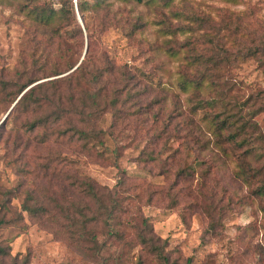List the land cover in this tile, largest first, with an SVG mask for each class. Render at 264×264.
I'll return each mask as SVG.
<instances>
[{"label":"trees","instance_id":"trees-1","mask_svg":"<svg viewBox=\"0 0 264 264\" xmlns=\"http://www.w3.org/2000/svg\"><path fill=\"white\" fill-rule=\"evenodd\" d=\"M117 1L115 5V0H59L58 7L40 0L17 1L16 10L29 25L32 61L21 71L0 69V103L8 108L0 119V141L7 134L5 120L10 113L16 122L21 121L15 130L16 139L4 141L7 147L4 154L8 149L21 147L18 159L23 157V173L51 183L62 174L60 166L67 162L66 156L56 149L31 158L29 147L48 149L51 143H67L87 155L102 156V150H115L113 142L124 135V127L120 126L132 118L152 126L166 115L163 127L150 135V144L159 143L175 123L171 140L185 142V147L190 143L188 149L193 151L194 147L214 151L215 159L231 160L234 177L255 198L264 200V116L259 118L264 115V88L247 85L235 77L238 60L248 57L257 59L264 70V35L259 33L264 30V23L245 12L241 15L220 8L214 17L210 12H200L189 2L178 7L172 4L173 0H162L174 9L171 13L178 18L173 23L166 15L161 27L172 36L159 42L141 35L149 25L140 10L144 0ZM112 31L125 37L128 44L138 42L139 52L146 54L142 70L122 60L117 54L118 46L104 39ZM66 34L74 39V44ZM55 38L62 44L57 50L61 70L54 71L53 78L37 81L40 78L31 75L33 66L38 57L44 56L43 60L48 57V48ZM75 48L83 52L79 61L71 60L69 54ZM159 49L177 61L174 71L158 62ZM66 70L70 71L59 75ZM167 83L177 89L176 106L166 113V98L145 99L152 91L166 89ZM180 93L185 94L183 99ZM180 102L191 104L185 108ZM154 103H159L158 110L150 118L140 119ZM130 108L132 113L125 112ZM107 112L112 115V123L109 128H103L99 119ZM198 112L203 114L200 120ZM178 117L180 120L176 122ZM180 154V148L176 147L172 156L176 158ZM181 173L185 174V170ZM63 174L55 188L69 195L75 193L78 200L64 201L62 192L59 199L53 194L56 189L47 196L43 189L46 200L31 193L29 203L23 205L31 217L49 223L53 232L59 231L67 243L81 252L88 250L87 242H92L96 251L102 248L96 235L101 222L110 227L113 240L122 239L125 226H129L136 229L134 238L146 255L168 264L166 240L155 235L147 218L120 220V214L128 212L138 197L137 192L126 195L124 202L121 192L128 185L125 178L118 181L115 189H109L79 172ZM209 228L214 229V225L209 224ZM0 252H3L1 246Z\"/></svg>","mask_w":264,"mask_h":264},{"label":"rangeland","instance_id":"rangeland-1","mask_svg":"<svg viewBox=\"0 0 264 264\" xmlns=\"http://www.w3.org/2000/svg\"><path fill=\"white\" fill-rule=\"evenodd\" d=\"M17 1L0 0V69L8 72L17 68L20 71L27 69L32 61L29 25L25 16L17 12ZM40 1L59 6V0ZM184 2L196 6L200 12H210L214 17L221 8L241 15L243 12L252 14L250 16L264 23V0H173L172 4L183 7ZM118 3L115 0V5ZM146 3L144 0L140 10L149 25L141 35L150 40L164 41L172 33L162 29V21L168 15L175 23L178 17L172 15L174 9L171 10L162 0ZM259 33L264 35V30ZM64 36L74 44L71 36ZM39 38L44 39L42 35ZM104 39L114 42L118 46V56L132 67L138 70L145 67L146 54L139 52L138 42L130 41L128 44L126 38L115 31ZM61 47V40L55 38L48 48V57L43 60L44 56H40L36 60L32 77H39L37 81L55 77L52 73L61 70L57 51ZM159 51L156 57L158 62L170 72L174 71L177 61L170 59L163 49ZM69 54L71 60L79 61L83 52L75 48ZM236 65L235 77L238 80L264 88V70L257 59L248 57L238 60ZM166 85L163 91H152L145 101L166 98L164 112L167 113L176 106L174 92L177 88L168 83ZM180 97L183 99L185 94L180 93ZM180 104L188 108L191 103ZM158 107L159 103H154L146 114L140 115V119L150 118ZM7 110V106L0 103V119L5 117ZM132 110L130 108L125 112L130 114ZM202 115V112H198L197 118L200 120ZM165 118L167 116L163 115L162 121L152 126L140 124L134 118L127 124L123 123L120 127H124V135L113 142L115 150H102V156L87 155L67 143H51L48 149L29 147L28 156L32 158L38 153L57 149L66 156L67 162L60 166L64 173L70 176L79 172L91 176L100 186L109 189H115L118 181L125 178L128 185L122 187L124 191L121 192L124 202L126 195L137 192L138 197L134 205L128 207V212L120 214V220L139 221L140 217L147 218L155 235L166 240L168 264H264V200L255 198L250 189L234 177L231 160L215 159L214 151L195 147L193 151L188 149L190 143L185 147V142L181 144L180 141L171 140L175 123L159 143L150 144V135L163 127ZM179 120V117L176 118V122ZM111 123L112 115L109 112L99 119V125L103 128H109ZM20 125L21 121L16 122L10 113L5 120L7 134L4 133L0 141V246L3 249L0 264H164L156 257L145 254L134 238L136 229L129 226H125L122 239L113 240L110 227L101 222L96 227V235L102 248L96 251L95 245L87 242L88 250L81 252L67 243L59 231L53 232L49 223H41L39 218L31 217L23 209V205L29 203L31 193L46 200L45 196L56 189L53 194L59 199V192L63 193L64 201L78 198L75 193L69 195L55 188V183L64 175L62 171L58 179L53 178L49 183L48 179H37L23 173V157L18 159L21 147L8 149L4 154L7 148L4 141L16 139L15 130ZM11 131L13 134L9 135ZM23 138L26 136L23 135ZM176 147L180 148L181 154L174 158L172 154ZM182 170H185V174L181 173ZM178 173L182 175L178 176ZM136 184L133 189L128 188ZM209 224L214 225V229L209 228ZM117 229L122 231L119 227Z\"/></svg>","mask_w":264,"mask_h":264},{"label":"water","instance_id":"water-1","mask_svg":"<svg viewBox=\"0 0 264 264\" xmlns=\"http://www.w3.org/2000/svg\"><path fill=\"white\" fill-rule=\"evenodd\" d=\"M78 19H79V22L83 25V21H82V18H81L80 15H78ZM86 47H87V45L85 44L84 53H85V51H86Z\"/></svg>","mask_w":264,"mask_h":264}]
</instances>
